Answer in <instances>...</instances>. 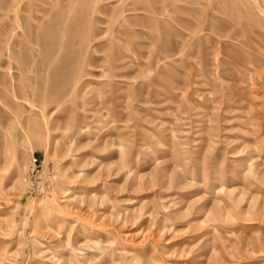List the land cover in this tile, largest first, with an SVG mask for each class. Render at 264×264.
I'll use <instances>...</instances> for the list:
<instances>
[{"label":"rangeland","instance_id":"obj_1","mask_svg":"<svg viewBox=\"0 0 264 264\" xmlns=\"http://www.w3.org/2000/svg\"><path fill=\"white\" fill-rule=\"evenodd\" d=\"M64 261L264 264V0H0V264Z\"/></svg>","mask_w":264,"mask_h":264},{"label":"bare ground","instance_id":"obj_2","mask_svg":"<svg viewBox=\"0 0 264 264\" xmlns=\"http://www.w3.org/2000/svg\"><path fill=\"white\" fill-rule=\"evenodd\" d=\"M69 194H70V192H68ZM89 249V248H88ZM72 252H73V254L75 255V254H79L78 252H77V249L76 248H72ZM49 262V261H48ZM58 262V261H57ZM62 264H65V261H64V263H62Z\"/></svg>","mask_w":264,"mask_h":264}]
</instances>
